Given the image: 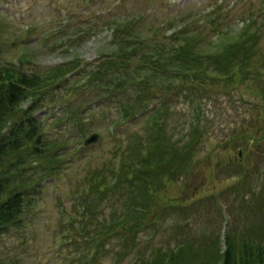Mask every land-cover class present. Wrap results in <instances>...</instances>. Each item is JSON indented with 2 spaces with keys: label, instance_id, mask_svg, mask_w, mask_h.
Masks as SVG:
<instances>
[{
  "label": "rangeland",
  "instance_id": "rangeland-1",
  "mask_svg": "<svg viewBox=\"0 0 264 264\" xmlns=\"http://www.w3.org/2000/svg\"><path fill=\"white\" fill-rule=\"evenodd\" d=\"M125 17L141 44L130 61L111 25ZM250 34L253 64L178 76L186 46L243 61ZM148 42L158 62L141 60ZM263 62L264 0H0V67L47 89L34 109L46 146L3 160L27 205L0 233V264H172L176 247L204 259L226 236L264 242Z\"/></svg>",
  "mask_w": 264,
  "mask_h": 264
},
{
  "label": "trees",
  "instance_id": "trees-1",
  "mask_svg": "<svg viewBox=\"0 0 264 264\" xmlns=\"http://www.w3.org/2000/svg\"><path fill=\"white\" fill-rule=\"evenodd\" d=\"M249 36L254 38V45L250 44V42H253L251 40L249 44H245V47H253V50L250 53H246L247 50H244L246 54L243 61L238 60L236 51L233 53L227 52L226 54L232 53V55L224 56L222 62L216 57L207 59L204 56H201L202 61H200L198 55L201 53L196 50V47L186 46L184 49L188 52V58L179 64L177 69L178 76H181V73H185L191 79L196 76L200 79L199 82H207L209 78L214 79L216 76L226 75L229 73L228 71L236 67L240 70L243 66L253 64L252 60L255 58V45L258 38L255 34H250ZM180 39L184 41L183 37H180ZM150 48L147 50V54L144 55L145 60L152 61L155 59L158 62L160 54L164 53L159 46ZM214 59L223 64L214 62ZM155 75H157L156 72ZM117 77L120 83H122V80H126L123 72L119 73ZM42 90H47L43 78L41 79L25 72H18L12 67H0V233L11 227L10 225L17 224L20 221L22 218L20 216L27 205L24 196L25 192L16 188L15 184L12 183V166L4 165V158L11 153L18 154L25 150L28 143H33L36 149L39 150L43 148L42 146H46L42 140L43 121L34 116V109L39 105L38 101L40 99L38 97L41 95L40 92ZM29 99L33 100L32 104L26 110H22V103ZM140 99L139 97L137 100ZM130 110L131 108L128 106L126 111L123 112L124 116L127 115L128 117V111ZM8 122H11V124L7 125ZM187 153L188 150L183 154L177 151L174 157L181 161L186 157ZM20 157H16V167L24 161ZM132 175V178H134L136 174L133 173ZM113 226L108 227L106 224H102L99 230L106 228L110 231L109 228L111 227L113 232L115 229L118 230L117 224H113ZM225 244L226 249L223 253L216 250L204 259L190 254V259L184 257L183 260V253H181V248L183 247L170 249L166 254H169L168 258L172 260V264H264V242L261 243V241L253 240L252 238L245 239L237 250L236 244L232 242L229 236H226Z\"/></svg>",
  "mask_w": 264,
  "mask_h": 264
},
{
  "label": "water",
  "instance_id": "water-1",
  "mask_svg": "<svg viewBox=\"0 0 264 264\" xmlns=\"http://www.w3.org/2000/svg\"><path fill=\"white\" fill-rule=\"evenodd\" d=\"M99 138L98 134L93 135L91 138H89L86 143L95 142Z\"/></svg>",
  "mask_w": 264,
  "mask_h": 264
}]
</instances>
